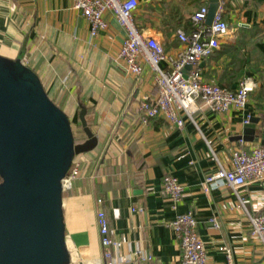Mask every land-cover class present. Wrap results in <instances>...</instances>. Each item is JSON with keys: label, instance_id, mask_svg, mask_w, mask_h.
Here are the masks:
<instances>
[{"label": "crops", "instance_id": "0c3cea01", "mask_svg": "<svg viewBox=\"0 0 264 264\" xmlns=\"http://www.w3.org/2000/svg\"><path fill=\"white\" fill-rule=\"evenodd\" d=\"M136 1L135 23L169 54L183 48L176 31L190 32L192 14L209 5V0ZM218 1L228 32L199 67L227 88L235 89L243 78L255 81L256 88L243 110L202 107L193 119L182 113L184 123L177 126L161 116L142 122L138 105L151 93L153 75L146 63L134 75L117 61L124 31L112 13L104 14L107 28L92 36L89 21L71 0H0V55L29 66L72 124L80 123L84 107L97 137L96 146L83 152L88 160L79 176L63 191L66 244L78 259L72 264H105L99 209L122 241L112 248L115 264H183L169 223L187 211L197 220L206 264H227V251L233 264H264V247L249 230V215L262 209L264 181L238 190L222 182L208 191L201 185L205 174L230 166V152L239 143L234 136L247 115L264 114V0ZM166 173L183 186L176 205L161 192Z\"/></svg>", "mask_w": 264, "mask_h": 264}, {"label": "built area", "instance_id": "2783aa9c", "mask_svg": "<svg viewBox=\"0 0 264 264\" xmlns=\"http://www.w3.org/2000/svg\"><path fill=\"white\" fill-rule=\"evenodd\" d=\"M71 2L72 8L89 21L92 36L107 28L108 23L104 14L112 13L124 31L116 59L124 63L123 68L127 73L139 75L143 63L149 66L153 75L152 91L148 96H144L138 105L143 123L161 116L177 126H182L184 123L182 113L193 119L194 113L202 107L220 113L232 108L243 110L256 88L255 81L250 78L241 79L235 89L227 88L207 79L199 67L200 63L219 47L221 39L228 32L222 1H218L210 24L206 23L208 5H202L191 16L192 30L188 33L181 29L176 31L183 48L175 54L167 53L156 38L145 35L137 26L134 20L136 0H71ZM163 62L166 63L165 66L162 65ZM249 119L250 116L247 115L244 123ZM238 141V145L230 152V166L220 165L214 171L205 174L201 182L204 191H208L212 184L219 182L238 190L252 181H264V145ZM87 160L85 153L74 156L71 167L62 180L64 190L70 188L72 181L79 176L82 164ZM161 192L176 205L181 200L183 186L176 177L166 173L162 177ZM239 199L241 203L245 201L242 196ZM137 210L143 211V206H138ZM97 221L105 264H115L112 248L119 249L122 241L114 238L103 209L97 211ZM249 222L250 235L264 247V199L261 212L249 215ZM214 224L218 225L216 221ZM169 226L178 240L182 263L206 264L204 242L197 232V220L193 212L178 213L170 221ZM70 258L71 262L77 259L75 253H71ZM227 264H233L229 251Z\"/></svg>", "mask_w": 264, "mask_h": 264}, {"label": "water", "instance_id": "95a60500", "mask_svg": "<svg viewBox=\"0 0 264 264\" xmlns=\"http://www.w3.org/2000/svg\"><path fill=\"white\" fill-rule=\"evenodd\" d=\"M218 0H209L210 24ZM86 109L85 139L75 142L68 115L19 58L0 55V264H70L62 208V180L75 155L97 137ZM236 140L264 145V114L250 117Z\"/></svg>", "mask_w": 264, "mask_h": 264}, {"label": "trees", "instance_id": "16d2710c", "mask_svg": "<svg viewBox=\"0 0 264 264\" xmlns=\"http://www.w3.org/2000/svg\"><path fill=\"white\" fill-rule=\"evenodd\" d=\"M73 125H76V124H73ZM72 131H73L75 142H81L85 139V135H84V132H83V129L80 123L76 125V128L72 126ZM76 131H77V135L75 133Z\"/></svg>", "mask_w": 264, "mask_h": 264}, {"label": "rangeland", "instance_id": "374dc122", "mask_svg": "<svg viewBox=\"0 0 264 264\" xmlns=\"http://www.w3.org/2000/svg\"><path fill=\"white\" fill-rule=\"evenodd\" d=\"M71 122V121H70ZM71 125L73 126V127H75L76 128V125H73L72 123H71ZM76 133V135H77V131L75 132ZM77 258V257H76ZM73 261H75V262H77L78 261V259H74Z\"/></svg>", "mask_w": 264, "mask_h": 264}]
</instances>
